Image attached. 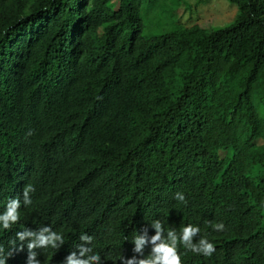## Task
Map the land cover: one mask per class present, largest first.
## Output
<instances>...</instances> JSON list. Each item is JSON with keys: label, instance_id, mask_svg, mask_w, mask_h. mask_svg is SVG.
<instances>
[{"label": "trees", "instance_id": "trees-1", "mask_svg": "<svg viewBox=\"0 0 264 264\" xmlns=\"http://www.w3.org/2000/svg\"><path fill=\"white\" fill-rule=\"evenodd\" d=\"M145 1L166 0H0V213L35 189L0 231L7 264H26L17 231L47 225L65 244L41 264L83 233L103 264L147 258L133 239L155 220L215 244L210 258L179 246L182 264H264V0L152 37Z\"/></svg>", "mask_w": 264, "mask_h": 264}, {"label": "clouds", "instance_id": "clouds-1", "mask_svg": "<svg viewBox=\"0 0 264 264\" xmlns=\"http://www.w3.org/2000/svg\"><path fill=\"white\" fill-rule=\"evenodd\" d=\"M35 191L32 185H26L22 191V200L18 198L10 199L5 210L0 213V231L11 230L21 219L22 207L30 206L33 201L31 194ZM177 201L186 204V197L183 192H177L174 197ZM212 230L217 233L226 231L224 223H213ZM155 230V235L147 238L146 232L143 235L137 234L134 243V251L142 252L146 243L152 245L151 253L147 258L138 259L137 256L131 258H121V264H182V254L179 252V246H183L187 251L210 258L216 252V246L207 237L199 239L197 244H193V238L200 233V228L194 225H187L182 232L177 233L174 229L166 230L164 225L155 220L150 225ZM165 233L167 235L165 236ZM16 240L20 242L17 251H23L27 248L26 264H41L38 259L37 250H59L65 244V237L61 232L54 231L51 226H42L39 229L25 228L23 231L15 233ZM92 237L87 233L79 236L81 243L77 245L76 251L67 255L62 264H103L99 253L92 247ZM26 242V244H25ZM13 255L11 251H6L3 245H0V264H7L8 259Z\"/></svg>", "mask_w": 264, "mask_h": 264}, {"label": "rangeland", "instance_id": "rangeland-1", "mask_svg": "<svg viewBox=\"0 0 264 264\" xmlns=\"http://www.w3.org/2000/svg\"><path fill=\"white\" fill-rule=\"evenodd\" d=\"M166 0L156 4L145 1L141 8L145 37L168 31L179 20L183 26L198 25L203 29L222 27L235 16L236 10L225 0ZM174 12L175 18H170ZM223 156V154H222Z\"/></svg>", "mask_w": 264, "mask_h": 264}]
</instances>
